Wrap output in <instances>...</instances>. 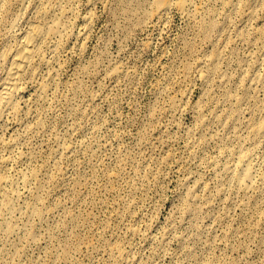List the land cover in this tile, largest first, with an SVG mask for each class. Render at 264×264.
<instances>
[{
    "label": "rangeland",
    "instance_id": "rangeland-1",
    "mask_svg": "<svg viewBox=\"0 0 264 264\" xmlns=\"http://www.w3.org/2000/svg\"><path fill=\"white\" fill-rule=\"evenodd\" d=\"M41 3L0 0V57ZM155 6L53 0L71 30L39 69L41 78L51 73L52 92L44 103L23 82L21 123L0 126L1 138L17 142L13 152L0 146L10 177L39 181L18 188L31 192L17 204L28 230L0 236V264H264V179L248 195L231 189L228 172L247 151L264 176V136L248 125L264 103L249 77L264 57V32L234 43L228 81L207 92L185 72L213 46L175 9L150 20ZM34 110L43 127L25 137Z\"/></svg>",
    "mask_w": 264,
    "mask_h": 264
},
{
    "label": "bare ground",
    "instance_id": "bare-ground-1",
    "mask_svg": "<svg viewBox=\"0 0 264 264\" xmlns=\"http://www.w3.org/2000/svg\"><path fill=\"white\" fill-rule=\"evenodd\" d=\"M52 2L53 0H42L41 6L34 11L27 26L19 33L18 42L14 47L4 50L0 57L4 65V70L0 74V126L6 125L10 119L21 123V113L16 99L23 92V82L27 81L35 87L37 98L44 103L48 101L52 92L51 73L41 78L39 69L52 65L71 30V24L64 18V13L59 16L54 13ZM155 4V8L148 14L150 20L162 21L169 11L175 9L213 46L211 53L199 57L195 66L185 72L186 76L201 81L207 92L213 86H223L228 81L223 68L229 62L226 54L234 43L246 39L250 32L254 36H261L264 32L262 27H254L257 24L264 25V17L259 16L260 11L264 12V0H155ZM231 17L237 18L238 23L231 21ZM220 18L223 19V23L218 20ZM89 29L90 19H87L81 35L86 36ZM230 31L235 33L234 38L229 36ZM253 69V73L249 75L250 88L261 86L264 92V57L261 61L255 62ZM242 103V100H237V104ZM253 114L260 116L257 120L248 122L250 133L255 138L263 137L264 103ZM32 115L37 122L23 126L25 137L31 136L43 127L40 121L42 112L34 110ZM202 122L205 123V119ZM0 146L8 152H13L17 142L14 139L5 140L0 137ZM67 151L68 148L62 147L59 153L65 154ZM238 158L239 161L228 169L231 176L230 187L248 195L255 194L264 176L256 171L250 152H243ZM9 163V157H3L0 161V229L6 232L5 235H0L1 239L28 230L27 226H18V220L24 212L17 208V204L31 192L29 190L21 192L18 188L21 184L33 182L37 185L39 182L36 173L30 179L24 175L12 179L7 172ZM33 212L36 213L35 210ZM27 215L29 217L31 215L29 209Z\"/></svg>",
    "mask_w": 264,
    "mask_h": 264
}]
</instances>
